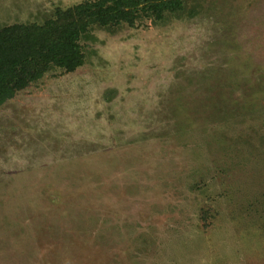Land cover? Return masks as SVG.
I'll use <instances>...</instances> for the list:
<instances>
[{
	"label": "rangeland",
	"instance_id": "rangeland-1",
	"mask_svg": "<svg viewBox=\"0 0 264 264\" xmlns=\"http://www.w3.org/2000/svg\"><path fill=\"white\" fill-rule=\"evenodd\" d=\"M85 0H0V27ZM0 106V264H264V0L94 27Z\"/></svg>",
	"mask_w": 264,
	"mask_h": 264
},
{
	"label": "trees",
	"instance_id": "trees-1",
	"mask_svg": "<svg viewBox=\"0 0 264 264\" xmlns=\"http://www.w3.org/2000/svg\"><path fill=\"white\" fill-rule=\"evenodd\" d=\"M187 0H85L58 6L43 22L0 27V106L54 71L84 65L82 41L94 27L117 30L146 20L163 23Z\"/></svg>",
	"mask_w": 264,
	"mask_h": 264
}]
</instances>
